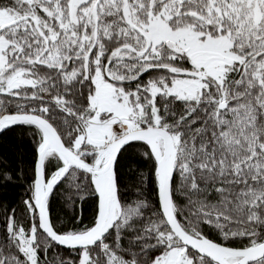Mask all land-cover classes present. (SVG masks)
Instances as JSON below:
<instances>
[{"label":"snow or ice","instance_id":"obj_1","mask_svg":"<svg viewBox=\"0 0 264 264\" xmlns=\"http://www.w3.org/2000/svg\"><path fill=\"white\" fill-rule=\"evenodd\" d=\"M0 148V264H264V0H0Z\"/></svg>","mask_w":264,"mask_h":264},{"label":"trees","instance_id":"obj_2","mask_svg":"<svg viewBox=\"0 0 264 264\" xmlns=\"http://www.w3.org/2000/svg\"><path fill=\"white\" fill-rule=\"evenodd\" d=\"M3 150H4L3 148H0V151H3ZM8 150L11 151V149H8ZM20 191L21 190L19 188H16L12 192H10L9 194L15 198L18 196Z\"/></svg>","mask_w":264,"mask_h":264}]
</instances>
